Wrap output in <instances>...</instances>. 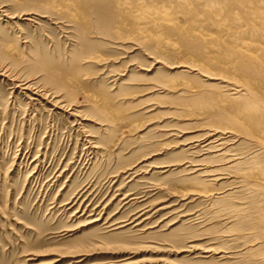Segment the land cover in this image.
I'll list each match as a JSON object with an SVG mask.
<instances>
[{
    "label": "rangeland",
    "instance_id": "obj_1",
    "mask_svg": "<svg viewBox=\"0 0 264 264\" xmlns=\"http://www.w3.org/2000/svg\"><path fill=\"white\" fill-rule=\"evenodd\" d=\"M10 1L0 0V53L10 49L9 60L0 57V63L36 81L45 76L41 69L52 68L46 85L54 92L60 78L53 68L69 60L73 42L46 19L28 23L38 17L24 16L11 22L2 7ZM224 1L216 2L214 11L231 13L237 7ZM32 2L20 0L19 6ZM191 7L201 17L199 7ZM258 13L264 18V6ZM212 21H206L203 31L197 25L188 34L167 27L153 32L145 24V39L101 50L107 60L102 65L79 60L76 70L81 78L86 73L87 97L80 90L58 94L86 116V131L100 148L94 153L66 113L41 102L29 105L28 98L13 92L12 82L0 78V264L44 263L53 257L26 256L90 244L97 249L81 263L68 258L59 264H264V137L256 134L260 128L264 132V110L249 107L251 92L241 80L246 60L217 43L234 36L233 22L221 19L222 28ZM205 33L216 36L208 42L201 37ZM149 34L160 37L158 46ZM26 36L31 47L24 43ZM231 54L236 58L228 59ZM176 66L181 68L171 70ZM212 82L214 89L205 87ZM120 83L132 85V90L117 88ZM254 91L263 97L264 82ZM227 95L230 102L223 99ZM89 96H100L119 112L113 113L112 132L98 128L106 123L98 109L88 110ZM242 108L249 113L245 118ZM205 129L223 138L222 157L213 150L201 152ZM195 137L200 148L186 153L185 145ZM189 163L211 176L191 175ZM125 195L136 203L124 201ZM80 204L86 215L72 217ZM151 204L164 209L141 227H107L112 225L108 220L120 222ZM96 213L110 218L86 227L84 221L92 218L88 214Z\"/></svg>",
    "mask_w": 264,
    "mask_h": 264
},
{
    "label": "bare ground",
    "instance_id": "obj_2",
    "mask_svg": "<svg viewBox=\"0 0 264 264\" xmlns=\"http://www.w3.org/2000/svg\"><path fill=\"white\" fill-rule=\"evenodd\" d=\"M218 1L220 0H34V3L32 2L33 6L20 7L21 6L20 0H11L9 2L10 4L5 3L6 5L2 6L5 8V10L3 11L5 18L10 20L11 22L12 21L17 22L24 16H27L30 18H33L32 16H36L39 18V19L37 18L34 20L30 19L31 21L26 20L28 23H35V21H41L42 19H46L52 25H55L57 29H60L62 33L67 34L68 39H70V41H72L73 43H72L71 50H70V56L67 57L69 58V60L65 58L64 62L56 65L53 68L57 70L56 75L60 78V82L56 83L55 85L56 88H54L55 90L54 92L52 90L47 89L49 88V86L46 85L50 77L53 76L52 73L54 72L52 71V68L49 69L48 71H46L45 69H41L40 72L45 73L44 74L45 76L43 77L45 79L42 78L40 81H36L33 79L25 78L21 76L20 74H17L13 72L12 70L5 68L3 64L0 63V78L3 80L6 79L12 82V85H13L12 89L14 90L13 92H18L20 95H23L24 97L28 98L31 101L29 105L33 106L34 102H41V103H45L46 105L47 104L50 105L51 109L53 108V111H61L63 113H66V115H68L70 119H73V126H75L76 129L84 135V141L89 146V149H90L89 151L94 153V152L99 151L100 148L99 146H97L98 144L94 141L93 135H91L89 132L86 131V126L84 125L85 124L84 121H86L85 120L86 116L83 115L81 111H77L74 109L76 106L74 105V103L67 100L66 95H65L66 97L65 96L62 97L61 94H60L61 96L58 94L60 92H65L68 89L69 90H80L87 97L86 92L83 91V88H84L83 86L85 84L87 85V83H85V78H84L86 73H83L82 78H81L80 77L81 73H79V71L76 70L78 69L77 65L81 63V61L79 60L83 58V60L85 59L86 62L94 63L97 66L100 64L102 65L107 60L105 59V57L99 54L101 50L103 49L106 50L105 48L106 46H120V45L122 46L125 44H131L132 42L137 41L136 39L139 40L140 36H142L143 34L147 32L148 28L145 27V24H148L149 29L154 30L153 32L163 31V29L167 27V28H171V30H173V33H174V30L187 33V32H190L191 30L193 31L197 25L201 29L204 26H208L207 23L209 21L206 22L208 19L213 20V21L215 20L214 22H217V24L220 23L218 27L223 28L225 27L224 24H221L222 23L221 19H223V22H226L228 20L233 22L232 28L235 32H234V36L231 37V39L228 38L229 42L228 40L225 41L223 38H218L219 42L217 43L218 44L225 43V45L230 46L231 50H236V54L242 57L244 61L246 60L247 63L244 65L245 69L243 70V74H245L243 77L244 79L241 78V80L243 84L245 85L243 86L246 87L249 92H251V97L253 100H251V104L249 107L252 110L253 109L256 110L255 112H257L259 109L264 110V92H263V97L260 96L259 93H257V91L253 92L254 86H256L259 83V81L264 82V20H263L264 18H262V16H259V13H258V11L264 6V0H231L232 2H235V4L237 5L235 10L234 11L232 10L231 13H228L230 12V10L228 11V9H227L228 12L226 13L223 11H220L221 9H219V11H216V8H215L216 6L214 7L215 8V11H214L213 6ZM224 2L226 3V0ZM158 4H161V5L159 7H156ZM191 6L199 7L201 17L204 16V17H207L208 19L202 20L201 17H199V14L197 13L195 14V12H193V9ZM232 7L234 8L233 5ZM171 8L176 10L179 15L175 16L174 14H172L170 11ZM188 25L190 27L193 26L194 28L190 29ZM203 30L204 29H202V31ZM153 32H150L151 35L153 34ZM196 32H199V31H196ZM200 33H197L196 35ZM214 34L205 33L204 35L202 34L203 36L201 37L205 41L209 42V40L211 41L212 39H214V36H216ZM151 35L149 34V37L157 41L155 43L156 44L155 47L158 46V44L160 43V37L156 35L154 36H151ZM26 37L27 38H24V39H26L27 41L24 43L25 44L29 43V47H31V43H30L31 38L30 36H26ZM142 37L144 39L146 38V36H142ZM144 39H142L141 41L144 42ZM141 44L142 43L140 42V45ZM217 46L219 48V45ZM9 47L11 48V46ZM259 47H262V49H259ZM4 50L5 51L0 53V57L2 59L7 58V60H9L8 58H10L9 57L10 49H4ZM219 50L221 51V47ZM14 54H16V52H14ZM227 58L235 59L236 57L233 54H231ZM65 60L68 61V63L65 64ZM11 63H12V66H15L16 61H11ZM21 63L23 62L21 61ZM179 68L181 67L176 66L174 68H171V70L174 71L175 69H179ZM184 69H187L190 72L195 71L194 69L189 68V67H185ZM117 76L123 77V74H120ZM205 77L211 81L220 80L219 78H211L208 76H205ZM120 80L121 78L116 79L115 82L119 83ZM220 81H223V80L221 79ZM224 82L225 81H223V83ZM120 87L123 88L122 90L126 92H128L129 90H132V85L128 83L118 84L117 88H120ZM205 87L208 89H214L216 85H214L213 83V84H208ZM229 95L223 96V99H226V101H228L231 98V96L229 97ZM89 97H90L89 99L90 105L88 103L89 105L88 110L95 109V108L98 109V111L101 114L100 119H102L100 121H102L103 123H106V125H98L99 126L98 128L103 130L104 132L107 130L108 133H110V131L115 126L113 120H115L116 118L113 115V113H119V112L117 111L114 112V110L112 109V103L107 102L106 100L102 99L100 96H97L95 98H93V96H89ZM221 98L222 97H220V99ZM247 109L245 110L247 111ZM243 111L244 109L241 111L242 112L241 118L244 117L242 115L246 114ZM246 115H249V113H247ZM235 118H238V116L237 117L235 116ZM247 127L249 131L250 130L253 131V127H251L250 125H247ZM256 134H258L259 137H264V132H261V128L257 131ZM217 135H219L217 131H214V130L207 131L206 130V133L204 135H201V136H204V139H205L204 140L205 145H203V147L200 148V145L196 144L197 142H200L201 140H198L199 137H197L198 139L195 137L196 141L186 144L185 146L187 148L184 151L186 153L193 154V152L199 148L201 152L213 150V152L215 151L214 153H216L218 157H222L223 154L221 152L223 150L221 148L224 145V142L222 141L223 138ZM190 167H193L192 168L193 171L189 172L191 175L200 172L203 174V176H199V178L201 177L206 178V177L211 176L209 174L210 172L204 171L205 170L204 168L200 170L199 169L195 170L197 169L196 167H199V166H194L193 164H190ZM132 170L134 169L129 168L126 171L129 172ZM256 170H258V168ZM133 174L135 173L133 172ZM192 193L193 192H191L190 194L192 195ZM202 195L208 196V194L207 195L202 194ZM128 199H129V196H126L124 198V201ZM135 200L136 199L131 198L130 200H128L127 203H131V202L136 203ZM79 203H81V201ZM157 205L158 204H151L148 207H144V208L142 207L139 210H137L135 213H133L130 217L126 218L125 220L122 219L123 221L121 220L120 222H115L114 224H113V221H111L112 219H110V221L108 220L110 218L109 216L108 218H105V219L103 218L102 216L103 214L101 213L104 210L101 213H98V214L96 213L92 216L88 214L87 218L89 217H92V218H89L85 220L84 222L87 227L88 225H95V224H98L100 221L105 220L107 222L108 220V223H107L108 225L109 223L112 222V225L110 226L106 225L108 228L115 227V230H117V229L125 228L127 225H132V226L134 225L133 228L136 229L138 227H141L145 222L151 221V219L154 217L156 213L164 209L161 207L155 210V207ZM80 207H81V204L78 205V209ZM83 208L84 209L82 210L79 209V211L74 210L75 212L71 213L72 217H76L78 213H82L80 217L83 218V216L86 215L84 212L87 209L86 207H83ZM91 210L92 209H90V211ZM138 231L143 232L144 230H138ZM96 249L97 247L91 244L89 246L80 245L79 247H75V248L64 250V251L51 250V252L47 254L29 252V254L26 257H33L34 259H39L42 257L46 258L50 256L53 257L52 260H49L48 262H44V263H39V264H59L68 258L78 259L77 263H81V261H83L82 258L89 256V253L95 252ZM48 251L49 250H47V252ZM210 252L209 250L203 251V253H206V254L208 253L210 254ZM205 260H207V258ZM29 261H31V259H28L26 262H29Z\"/></svg>",
    "mask_w": 264,
    "mask_h": 264
}]
</instances>
